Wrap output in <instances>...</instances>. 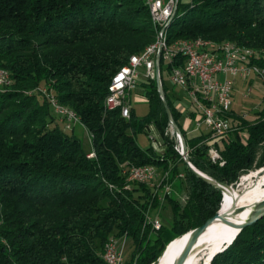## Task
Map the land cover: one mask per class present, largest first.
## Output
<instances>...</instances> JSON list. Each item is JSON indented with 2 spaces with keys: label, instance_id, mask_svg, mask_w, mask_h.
<instances>
[{
  "label": "trees",
  "instance_id": "obj_1",
  "mask_svg": "<svg viewBox=\"0 0 264 264\" xmlns=\"http://www.w3.org/2000/svg\"><path fill=\"white\" fill-rule=\"evenodd\" d=\"M159 29L146 0H0V69L13 82L0 88V264H107L104 247L116 235L133 242L125 264H152L170 241L219 210L222 191L188 167L180 178L183 204L174 194L160 200L153 187L128 182L123 173L126 165L153 164L174 180L185 163L167 133L170 120L155 79H140L150 106L146 115L136 116L132 107L125 118L106 104L115 74L155 41ZM168 36L171 42L204 38L255 48L264 67V0H181ZM161 69L168 75L163 61ZM167 82L162 74L189 161L234 184L264 145V107L253 121L233 117L235 129L226 137L206 129L188 136ZM40 86L86 126L94 158L65 129ZM153 126L162 152L137 143V134L150 136ZM212 147L220 153L217 162ZM257 165H264V153ZM168 205L171 221L153 229L147 216ZM210 264H264V216Z\"/></svg>",
  "mask_w": 264,
  "mask_h": 264
},
{
  "label": "built area",
  "instance_id": "obj_2",
  "mask_svg": "<svg viewBox=\"0 0 264 264\" xmlns=\"http://www.w3.org/2000/svg\"><path fill=\"white\" fill-rule=\"evenodd\" d=\"M181 0H146L150 14L157 20L162 29L166 16L178 11ZM160 56L159 73L162 78L161 61L168 67L170 81L177 87L187 91L194 110L190 112L196 129H206L215 137H226L234 128L231 118V110L234 102L233 90L237 79L250 81L256 77L264 80V67L258 63L259 51L246 52L234 47H208L201 42L177 46L174 49L161 50L159 42L141 52L129 64L127 68L119 72V77L114 83L113 89L109 90L111 109L119 108L125 118L131 116V101L128 98L131 92L137 87L142 77L155 79L157 76V57ZM185 61V70H176L175 61ZM10 78L7 75H0V80ZM47 96L55 112L64 121L65 129H73L76 123H80L78 117L71 113L63 112L60 107L54 106L52 101V90L41 88ZM245 118L246 114H242ZM177 135V151L185 158L181 139ZM152 144L159 149L160 142L150 134ZM212 161L221 159L217 148L209 150ZM95 153H88L89 158H94ZM188 156V151H187ZM224 162L221 161L220 164ZM124 174H130V179H139L150 185L159 192V199L164 200L166 196L173 194V179L168 170L163 171L156 165H126ZM179 173L177 178L184 177ZM164 189V194H160ZM148 222L153 229L159 230L162 220L159 215H148ZM123 237L112 236L104 247L103 258L107 264H125L124 250L122 246Z\"/></svg>",
  "mask_w": 264,
  "mask_h": 264
},
{
  "label": "bare ground",
  "instance_id": "obj_3",
  "mask_svg": "<svg viewBox=\"0 0 264 264\" xmlns=\"http://www.w3.org/2000/svg\"><path fill=\"white\" fill-rule=\"evenodd\" d=\"M176 13L177 12L172 13L169 16H166V19L163 22L162 29L160 27V24L155 19V17H153L152 14H150L153 22L156 23L160 29H159V32L157 33L155 41L151 43L150 45H148L145 48L144 52H146L150 46L155 45L158 42L160 44L161 50L174 49L177 46H186L187 44L201 42L202 44H204V46H208V47H234L236 45L237 49L239 50H243L246 52H254L255 48L240 46L232 42L216 43V42L204 39V38H197L194 40L184 39V40H176L174 42H171L168 36V28L172 24ZM137 56H141V54L131 56L129 61L124 66H122L120 70L115 74L109 86V90L113 89L114 83L119 77V72L122 69L127 68L129 64H132V61ZM175 69L185 70L186 62L184 61V64H182V66H178V64L177 66L175 65ZM0 75L8 76L7 72H5L2 69H0ZM7 80L8 78H3L2 80H0V84L7 82ZM52 101H53V105L60 107V109L63 112L71 113L73 114V116L78 117L75 114V112L61 105L53 95H52ZM106 104L108 108L111 109L110 97L108 95L106 98ZM257 171H251L247 174L242 175V178L237 188L234 187V189H230L229 191L224 192V200H223L221 211L223 215L229 220H233L237 222L246 221L250 216L251 208L243 212H238L237 208L242 205L244 206L247 204H255L258 200H261L264 198V184H263L264 174L259 178L257 186L254 187L253 185L255 182L254 177ZM125 175L127 177L126 180L128 182H131V181L143 182L139 179H130V174H125ZM236 232H237V229L225 223L222 219L215 221L209 227L208 231L200 238L195 249L191 252L186 264H209L212 255L218 249H221L225 245L226 240L230 241ZM186 236H187L186 233H184L169 242V244L166 246L165 250L161 254L160 264H173L174 260L177 258L178 254L182 250V247L186 240ZM110 240L111 238L109 239V241ZM203 256H204V262L203 261L201 262V259H203Z\"/></svg>",
  "mask_w": 264,
  "mask_h": 264
},
{
  "label": "rangeland",
  "instance_id": "obj_4",
  "mask_svg": "<svg viewBox=\"0 0 264 264\" xmlns=\"http://www.w3.org/2000/svg\"><path fill=\"white\" fill-rule=\"evenodd\" d=\"M190 2H191V0H182V3H190ZM180 11H181V9H180ZM162 74H163L164 79L168 81L167 84H170V86H171V88H169V90L172 91V94L174 96L173 97L174 99H172L174 101V104H177L178 101L181 104L182 109L184 110L182 120H185L186 116H187L186 115L187 112L185 113V111H188V110L190 112L193 111L194 105L192 104L190 97L187 95V93L185 92V90L183 88L172 85V83L170 82V79L168 78L166 70H163ZM143 78L144 77H142L141 80H145ZM141 82L139 81V84L131 92V94L128 98V101L129 100L131 101V105L134 108L135 115L138 117H142V116L146 115L150 109V106H149L148 100L144 94V88L142 87ZM12 84H13V82L9 81L5 85L1 86L0 88L1 89H7V88L11 87ZM42 87L43 86H40L38 88V90L41 91ZM176 93H178L179 98L176 97L177 96ZM52 95L55 96V94L53 92H52ZM233 99H234V105H235L236 109H238V111L247 113V117H246L247 120H249V121L255 120V118L257 117V112L262 110L264 107V80L262 78L256 77L252 81L244 82V81H240V79H239L237 81L236 85H234ZM200 130H197L196 133H199ZM67 131H68V133H74L81 140L83 149L86 152L94 153L90 132L88 131V129L86 128V126L82 122L76 123L74 125L73 129H68ZM167 133H169V135L171 137H174L177 140V135L173 130L171 122L168 126ZM152 134L155 138H160L158 130L154 126H153ZM192 134L193 133H188V136H192ZM136 140H137L138 145L144 149L148 148L152 144V141H153L150 138V136L145 132H139L136 136ZM159 149H160L159 151L162 152V150H163L162 147H159ZM263 153H264V145L259 150L260 155H262ZM260 155L257 157L258 160H260ZM182 159L184 160L183 157H182ZM257 161L244 174H247L251 171H257L260 168L264 167V165L259 167L257 165ZM179 170H180V173H183V174H185V172L187 171V166L184 162L179 163ZM244 174H242V175H244ZM242 175L240 176V178H242ZM180 178L184 179L185 176L179 177V179L176 178L173 180V194L183 204L186 200V190H185L186 188H185V186L183 187L182 184L180 183ZM126 185H128V183H126ZM160 194L161 195L164 194V189H160ZM150 215L151 216L159 215L162 222L171 221V219L173 217V209L171 206L168 205L167 207H164V208H162V207L158 208L157 210L151 212ZM116 237H123V235H116ZM121 243H122L123 250H124V256H125V258H128V256L131 254L132 249H133L132 239L130 237H126L125 240L122 239ZM202 261L204 262V256H203V259H201V262Z\"/></svg>",
  "mask_w": 264,
  "mask_h": 264
},
{
  "label": "water",
  "instance_id": "obj_5",
  "mask_svg": "<svg viewBox=\"0 0 264 264\" xmlns=\"http://www.w3.org/2000/svg\"><path fill=\"white\" fill-rule=\"evenodd\" d=\"M159 63H160V56L157 57V76H156V84L158 87V90L161 94V97L163 99L164 102V106L166 109V112L168 114L169 120L172 124L173 130L176 134L179 135L180 139H181V144H182V148L185 154V158L184 161L187 165V167L198 177H200L201 179H203L204 181L214 185L215 187L219 188L222 191V201L220 203V208L219 210L215 213L214 216L210 217L209 219H207L202 225L195 227L194 229H191L190 231H188L186 233V240L184 242V245L182 247V250L180 251V253L178 254L177 258L174 260L173 264H186L189 256L191 254V252L195 249L196 245L198 244L200 238L208 231L209 227L217 220L222 219L225 223L231 225L232 227H234L235 229H237V232L234 234V236L232 237V239L226 240L225 241V245L221 248L218 249L211 257V259H213V257L225 250L229 245H231L233 243V241L236 239V237L238 236V234L241 232L242 229H244L245 227L253 224L254 222L258 221L259 219H261L264 216V198L261 200H258L255 204H247V205H242L240 207L237 208L238 212H243L247 209H250V216L246 221L243 222H237V221H233V220H229L228 218H226L222 211V204H223V200H224V192L225 191H229L230 189H234L238 187L241 178L239 177L238 180L234 183V184H228L225 182H221L216 180L215 178L205 174L204 172H202L201 170H199L198 168H196L188 159L187 156V145H186V141L185 138L182 134V131L179 127V125L177 124V122L175 121L171 108L169 106V103L165 97V91L163 88V83H162V78L160 76L159 73ZM264 174V167L260 168L256 174H255V182H254V187L257 186L258 184V180L259 178ZM264 184V183H263ZM164 255V254H163ZM210 259V262H211ZM161 261V256L155 260L152 264H160ZM209 262V264H210Z\"/></svg>",
  "mask_w": 264,
  "mask_h": 264
},
{
  "label": "crops",
  "instance_id": "obj_6",
  "mask_svg": "<svg viewBox=\"0 0 264 264\" xmlns=\"http://www.w3.org/2000/svg\"><path fill=\"white\" fill-rule=\"evenodd\" d=\"M239 79H237L236 80V82H235V85H236V83H237V81H238ZM240 81H243V80H241L240 79ZM250 81H252V80H250ZM171 82V81H170ZM244 82H246V81H244ZM170 85V84H169ZM185 92L187 93V91L185 90ZM169 94H170V97H171V99H174L173 97V94H172V91H170L169 90ZM177 94V98H179L178 97V93H176ZM187 95H188V93H187ZM175 106H176V108L177 109H179V111L181 112V118H180V122H181V124H182V126H183V128L187 131V133H193L192 135H194V134H198V133H196L197 132V129H196V125H195V123L193 122V120H192V118H191V115H190V111L188 110V111H185V113H186V119L185 120H182V116H183V114H184V110L182 109V106H181V104L179 103V101L177 102V104H175ZM242 114H246V117H247V113L246 112H241V111H238V109H236V107H235V105H234V102H233V105H232V110H231V118H237V117H239V116H242Z\"/></svg>",
  "mask_w": 264,
  "mask_h": 264
}]
</instances>
